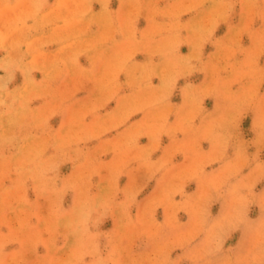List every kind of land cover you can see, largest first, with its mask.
Wrapping results in <instances>:
<instances>
[{"label":"rangeland","instance_id":"374dc122","mask_svg":"<svg viewBox=\"0 0 264 264\" xmlns=\"http://www.w3.org/2000/svg\"><path fill=\"white\" fill-rule=\"evenodd\" d=\"M35 2L36 0H0V3L12 5L6 10L0 9V40H2V44L5 42L7 45L4 48V43L0 47V59L11 54L13 58L17 60L23 58L24 63H29L35 57L37 66L44 70L32 72V78L37 83L46 81V88L40 98L32 99L24 109L23 115L16 116L10 111L8 103L12 102L11 96L5 98L8 101H4V106H0V170L3 172V175L0 176V234L5 237H8L10 233L15 234L13 242L4 247L3 254L5 260H15L17 264H41L42 261L48 259L68 261L72 258L74 250L79 247L78 236L72 233L66 223L62 222L58 226H54L52 217L54 197L50 198L46 194H41L38 187L39 181L30 178L26 169L22 168L21 165L28 150L27 145L34 142L32 138H35V142H39L56 132H60L62 135L68 132L71 114L63 110H56L53 114V110L64 101L66 96L69 97L66 104H70L73 111L81 109L83 105L91 104L101 96V88L96 81H74L72 76L64 71L62 64L56 68L52 66L55 61L71 54L69 51L61 52L65 44L76 41L77 46L72 51L81 47V42L97 45L104 29L96 23L87 25L75 22L73 13H75L80 0H42L44 8L38 14H34L35 10L32 7ZM177 2L178 0H139L141 11L135 25L137 39L149 27V13L146 7L149 3H155L156 7L164 9ZM216 2L217 0H201V6L194 11L184 12L180 15L179 22L183 25H198L201 22H206ZM257 2L260 3V0ZM58 3L63 4L64 7L53 11ZM260 6L264 7V3H261ZM91 7L93 14H99L102 11L100 0H92ZM109 9L112 12L120 11L121 0H110ZM127 10L126 6L125 11ZM44 13H50V15L45 17ZM11 20L14 22H12L13 26ZM168 22L166 17H156V23L166 24ZM244 23L246 20L242 14L241 2L236 0L235 7L228 19L218 21L211 38L203 45L202 60L209 67L205 71L194 72L192 75L181 77L177 81L176 87L167 102L173 106L168 115L169 126L176 123V108L184 104L181 90L187 84H192L194 87L212 88L215 81H220L227 84L229 91L236 95L242 94L253 84V78L247 75L249 71L247 52L257 48V39L254 34L261 30L264 21H261L259 17L255 18L251 23L250 31H244L240 34L238 45H233L234 55L225 54L217 47L218 41L224 44L229 42L233 34L229 31L230 29L242 28ZM118 26V24L113 25L114 28ZM23 30L24 35L21 33L18 38V32ZM181 36L187 38L189 32L182 30ZM114 39L115 42H119L123 37L117 33ZM7 47L9 48L7 49ZM101 52L104 59H110L117 54L118 48L113 41H108L106 44L98 46L95 51H85L78 57L80 67L89 69L95 62L99 76L101 62L97 56ZM190 53L189 44L181 45L179 50L181 56H187ZM149 62L160 65L157 73L163 71L162 57L159 55L151 56L145 51L137 52L129 62L128 68L121 72L118 77V82L121 85L118 97L100 109L98 115L106 117L110 113L119 114L122 111L119 107L122 103L120 98L124 97L128 98L127 104L129 106H132L135 101V106L142 110L134 112L123 124L111 128L99 137L85 138L66 146L63 150L66 155L63 157H60L56 149L51 146L54 142L48 139L49 146L41 159L48 160L57 157L59 167L55 173L50 175L57 177L58 187L64 180L83 172L86 177V187L90 189L89 195L97 198H103L106 195L111 176L108 166L113 162L116 153L111 150L110 145L108 151H103L102 146L108 142L115 144L117 140H122L130 130H134V126L141 124V122L150 123L160 114L159 106L146 107L143 99H137L138 97H146L148 90L145 93H140L135 87L128 86V70L131 69L132 65H143ZM197 67L199 68L200 65L198 64ZM255 70L257 74L264 71V54L256 57ZM49 71L52 72L51 76H48ZM23 85L24 75L17 71L15 79L8 84V91L11 93L22 88ZM151 85L153 89L160 87L159 74L152 77ZM257 95L264 96V81L258 83ZM9 97L10 99H7ZM226 103L222 96L212 93L204 98L202 107L205 113H215L217 104L223 106ZM19 107V103L15 105L11 103L12 110H19ZM38 112H43L48 116L47 125L44 128L38 126L39 121L36 119ZM7 119H9L8 122ZM255 120L256 111L253 107H249L243 111L238 120V127L233 130L240 142L247 145L249 156L256 152V147L252 144L256 139ZM94 123L95 116L91 114L83 120V124L87 126ZM200 125L201 118L197 117L193 126L200 127ZM190 138V135L186 137L183 132H176L174 137L176 141H185ZM152 144L153 141L147 135L140 136L137 141L139 148H149ZM172 145L173 137L162 134L159 139V147L152 152L150 159L156 164L171 156L169 167L174 165V171H179L186 168L191 163V159H185L184 152H176L175 155H171ZM210 149V143L201 139L200 150L208 152ZM132 155L134 156L135 153ZM227 158H234V151L231 147L227 151ZM260 159L264 160V151L261 152ZM224 162H217L206 167L205 172H213ZM165 171V169H161L152 175L140 160L128 158L127 166L117 182L119 191L116 193L115 200L117 203L124 200L128 190H138L137 202L129 210L135 228L130 232L121 230L119 227L121 213L119 209H114L112 213L103 217L97 226H90L89 231L91 233L100 235L96 241L95 253L85 255L83 264H96V262H103V264H148L150 258L155 255L157 246L174 237L175 233L164 227L156 237L150 239L143 230L146 225L142 226L138 223V218L144 217L145 205L154 197H158L171 180L172 173L165 175ZM249 171L250 169L246 167L241 175H247ZM89 175L90 180L87 179ZM198 187L196 181L187 182L184 188L185 194H195ZM261 190H264V181L260 182L255 189L257 193ZM75 199V193L67 192L63 197V208L65 210L70 209ZM181 199L182 197L179 195L175 197L177 202H180ZM224 210V201L219 200L211 207L212 216H219ZM262 217H264V212L261 211L258 204H251L247 211L246 223L227 235L220 252L205 257L204 260L199 261V264H205L206 261H211L212 264H225V262H230V264H257V261H260V264H264V232L257 231V225ZM93 219L96 217L94 216ZM176 219L180 224L187 225L189 223V215L184 211L178 212ZM154 220L158 225H165V206L162 205L155 209ZM52 239L55 240L54 245L50 242ZM202 240L203 235L197 237L188 247L194 248ZM184 252L185 249H174L171 252V259H176ZM14 253L15 256H13ZM184 264H191V261L185 260Z\"/></svg>","mask_w":264,"mask_h":264},{"label":"clouds","instance_id":"9594fccd","mask_svg":"<svg viewBox=\"0 0 264 264\" xmlns=\"http://www.w3.org/2000/svg\"><path fill=\"white\" fill-rule=\"evenodd\" d=\"M102 11L99 14L92 13V0H80L73 13L77 24L91 25L96 23L104 29L101 39L97 45H91L84 42L76 51L72 49L77 46V42L65 44L61 52L69 51L70 55L59 59L53 63V68L60 64L64 66V71L70 74L74 81L83 80L96 81L101 88V96L91 104L83 105L81 109L73 111L70 104H66L69 99L65 97L64 101L53 110H63L69 112L70 119L68 132L61 134L56 132L48 138L39 142L27 145V153L22 161V168H25L30 178L39 181V191L46 194L53 200V224L58 226L60 223H66L74 235H77L79 247H77L73 256L68 261H53L51 259L42 261L41 264H83L85 255H93L97 249L96 241L100 234H93L89 231L90 226H97L103 217L112 213L114 209H119L121 213L120 229L124 232L134 230L129 215V210L136 204L138 190L131 189L125 193V199L116 202L115 196L119 191L117 182L127 166L128 158L140 160L148 171L155 175L156 172L165 169V175L172 173L171 180L162 190L158 197H154L144 209V217L138 218V223L144 227V232L149 238H154L167 227L175 233L174 237L167 240L162 245H158L156 253L152 256L148 264H184L185 260L191 261V264H199L200 260L205 257L213 256L220 252L227 235L246 223L247 211L251 204L256 203L264 212V190L259 193L255 191L257 185L264 181V160L260 159V154L264 151V96L257 95V86L260 81H264V71L257 74L255 70V59L258 55L264 54V26L258 33H255L257 39V48L247 52L249 69L247 75L253 78V84L242 94L236 95L229 91L228 85L220 81H215L212 88L194 87L187 84L181 91L184 97V104L176 108V123L168 125V115L173 106L169 105L168 99L176 87L177 81L181 77L190 76L197 71H205L209 65L202 60L203 45L208 42L215 31L218 21H226L232 13L236 0H217L210 17L206 22L198 25H183L179 22V17L184 12L194 11L201 6V0H178L164 9L156 7L155 3H149L146 7L149 13V27L140 34L137 39L136 19L139 17L141 5L139 0H121V10L112 12L109 9L110 0H100ZM242 5V14L246 20L242 28L236 30L230 29L232 34L229 42L224 44L217 42L218 49L225 54H235L233 45H238L239 36L244 31H250L251 23L257 17L264 21V7L260 4L264 0H240ZM127 6V11L125 8ZM9 3H0V9L11 8ZM38 14L44 8L42 0H36L32 5ZM64 7L58 3L53 11ZM50 13H44L48 16ZM168 18V23H156V17ZM119 26L114 28L113 25ZM182 30H187V38L181 36ZM119 33L123 39L115 42V35ZM113 41L118 48L117 54L110 59H104L101 52L97 59L101 62L99 76L96 71V63L93 62L89 69H83L78 63V57L85 51H95L98 46ZM189 44L191 53L187 56H181L179 50L181 45ZM0 40V47H2ZM139 51H145L151 56L159 55L163 61V71L157 73L160 65H154L151 62L143 65H132L128 70L129 87H135L140 93L148 90L146 97L143 99L146 107H160V114L152 122H141L134 126L122 139L117 140L115 144L102 146L103 151L111 150L116 153L110 167L111 176L109 188L103 198H97L89 195L90 189L86 187V177L83 172L69 177L63 183L57 186V177L53 174L57 171L59 164L57 157L43 160L44 151H46L48 139L54 143V147L60 157L66 155L63 151L66 146L79 142L82 139H92L99 137L111 128L123 124L134 112L142 110L135 106L127 104L128 98H120L122 103L119 107L122 111L110 113L106 117L98 115L99 110L104 108L110 101L116 99L121 89L118 77L124 72L129 62ZM200 65L198 68L197 65ZM44 70L38 67L35 57L29 62L24 63L23 58L17 60L11 55L0 59V71L6 73L0 76V106H4L5 98L12 97V104L19 103V110L10 111L16 116L24 114L27 104L32 99L40 98L46 88V81L37 83L32 78V72ZM22 72L24 75V85L13 92L8 91V84L15 79V73ZM160 75L161 85L158 89H153L151 79L154 75ZM52 72H48L51 76ZM78 90V89H77ZM216 93L222 96L227 102L226 105L217 104L215 113H205L203 100L206 96ZM74 95V93H71ZM253 107L256 111L255 129L256 139L252 144L256 147V152L249 156L247 145L240 142L234 134V129L238 127V120L243 111ZM95 116V123L91 126L83 124V120L88 115ZM201 118L200 127H194L193 122ZM38 126L44 128L47 125L48 116L43 112H38L36 116ZM176 132H183L186 137L191 136L185 141H176L174 139ZM162 134L173 137L171 146V155L176 152H184L185 159H191V163L186 168L174 171L175 166L171 168V156L167 159L154 164L150 157L153 151L159 147V139ZM147 135L153 141L149 148H139L137 141L140 136ZM207 140L211 149L208 152L200 150V140ZM229 147L233 148L234 158H227L226 154ZM135 153L133 156L132 154ZM225 161L221 166L211 173H206V167ZM104 167V165H101ZM249 168L247 175H241L244 168ZM3 175L0 170V176ZM151 178V177H150ZM90 180V175L87 178ZM189 181H196L198 191L193 195L185 194V184ZM76 194L73 206L65 210L63 208V197L67 192ZM179 195L182 197L180 202L175 200ZM224 201L225 210L221 215L213 217L211 213L212 205L219 201ZM165 206L166 221L165 225H158L154 220V212L157 207ZM184 211L189 215L187 225L180 224L176 217L177 213ZM96 219H93V217ZM258 232H264V217L261 218L257 225ZM203 235V240L194 248L188 246ZM15 234L10 233L8 237L0 234V264H17L15 260L7 261L4 259L3 249L13 242ZM111 239V237H109ZM53 245L55 240L50 241ZM47 246V245H46ZM185 249L183 255L176 259H171V252L176 249ZM16 254L14 253L13 256ZM103 264V262H96ZM205 264H212L206 261ZM230 264V262H225ZM260 264V261H257Z\"/></svg>","mask_w":264,"mask_h":264},{"label":"bare ground","instance_id":"6f19581e","mask_svg":"<svg viewBox=\"0 0 264 264\" xmlns=\"http://www.w3.org/2000/svg\"><path fill=\"white\" fill-rule=\"evenodd\" d=\"M7 21V20H6ZM13 22V20H11V23ZM14 23V22H13ZM13 23H12V26H13ZM8 26H9V24H8ZM3 27V26H2ZM12 29V28H11ZM22 33V35H24L23 33H24V30L23 31H21L20 33L18 32V38H19V34H21ZM27 35V34H26ZM31 36V35H30ZM12 37V36H11ZM24 37V36H23ZM22 37V38H23ZM17 38V37H16ZM12 39V38H11ZM24 39H26V38H24ZM5 40V39H4ZM12 40H14V38L12 39ZM11 40V41H12ZM16 40V39H15ZM6 41V40H5ZM10 41V42H11ZM43 41V40H42ZM7 42H8V40H7ZM13 42V41H12ZM31 42V41H30ZM36 42V41H35ZM5 42H3V44H4ZM12 44V43H11ZM33 44V43H32ZM9 45V44H8ZM6 43L4 44V48H6ZM12 46V45H11ZM10 47V46H9ZM9 47H7V49L9 48ZM30 47V46H29ZM28 47V48H29ZM31 47H32V45H31ZM11 49V48H10ZM14 49V48H13ZM30 49V48H29ZM16 51V50H15ZM12 53H13V51H12ZM17 53V52H16ZM11 55V54H10ZM11 56H13V55H11ZM19 56V55H18ZM17 57V56H16ZM4 75V74H3ZM6 75V74H5ZM21 78V77H20ZM20 80V79H19ZM22 87V86H21ZM11 90V89H10ZM7 99H10V97L9 98H7ZM11 99H12V97H11ZM6 100V99H5ZM6 101H8V100H6ZM5 103V102H4ZM12 103V102H11ZM11 103H8L9 105H11ZM6 107V106H5ZM5 111V110H4ZM5 118V117H4ZM7 118V117H6ZM5 121V120H4ZM9 121V119H7V122ZM13 122V121H12ZM10 123V122H9ZM8 135V134H7ZM6 136V135H5ZM4 138H6V137H4ZM8 139V138H7Z\"/></svg>","mask_w":264,"mask_h":264},{"label":"crops","instance_id":"0c3cea01","mask_svg":"<svg viewBox=\"0 0 264 264\" xmlns=\"http://www.w3.org/2000/svg\"><path fill=\"white\" fill-rule=\"evenodd\" d=\"M3 74H4V75H3ZM5 74H6V73L0 71V76H6Z\"/></svg>","mask_w":264,"mask_h":264}]
</instances>
